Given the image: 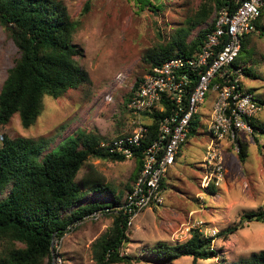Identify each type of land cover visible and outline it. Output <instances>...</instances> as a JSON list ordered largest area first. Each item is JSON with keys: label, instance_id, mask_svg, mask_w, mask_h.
<instances>
[{"label": "rangeland", "instance_id": "1", "mask_svg": "<svg viewBox=\"0 0 264 264\" xmlns=\"http://www.w3.org/2000/svg\"><path fill=\"white\" fill-rule=\"evenodd\" d=\"M60 1L71 18L79 21L72 42L82 51L76 60L89 80L69 89L62 97L45 95L43 110L31 126L23 127L14 114L0 131L9 137L44 139L48 142L45 151L79 129L94 131L105 141L128 132L132 126L125 99L135 80L150 66L143 61L144 55L165 43L175 30L191 29L189 20L203 0H151L157 8L152 5L140 8L136 0ZM216 12L190 30L187 41L204 29ZM260 24L264 30V14ZM251 39L236 61L257 75V78L244 75L242 84L264 101V31L257 30ZM16 56V47L0 27V89ZM209 111L208 102L198 108L196 123L164 178L163 203L145 207L127 225L128 240L122 252L136 257L130 264H157L150 256L152 246L159 241L182 243L192 229L213 236L212 246L217 251L216 257L198 260L197 264L234 262L264 250V222H250L227 238L215 236L237 223L243 214L264 208V104L254 117L256 129L251 134L241 133V142L246 144L244 161L232 148L224 151L225 177L213 193L200 185L203 158L212 139L208 132ZM90 162L113 190H122L124 198L125 185L131 184L130 176L135 171L133 161L91 158ZM85 172L83 167L76 180ZM94 201L106 203L108 199L90 193L82 203ZM111 223L112 217L102 214L97 220L70 224L59 240L54 238L51 264H96L92 244ZM167 264L193 262L190 256H183Z\"/></svg>", "mask_w": 264, "mask_h": 264}, {"label": "trees", "instance_id": "2", "mask_svg": "<svg viewBox=\"0 0 264 264\" xmlns=\"http://www.w3.org/2000/svg\"><path fill=\"white\" fill-rule=\"evenodd\" d=\"M136 1L140 8L149 5L157 8L151 0ZM224 6L235 8L229 0H203L189 20L191 29L175 30L165 43L147 52L143 61L154 65L170 57L193 55L212 26L199 30L187 41L189 31L205 23ZM263 14L264 6L255 21V31L243 36L239 55L245 53L253 33L264 31L260 24ZM0 27L17 49V56L0 89V131L14 114L18 115L23 127H29L41 114L45 95L62 97L69 89L89 80L86 70L76 60L82 51L72 42L79 21L71 18L60 0H0ZM232 65L239 64L235 60ZM242 69L245 76L257 78L248 67L243 65ZM139 80L138 77L127 94V103ZM257 99L264 104L262 99ZM163 114L154 111L145 115L148 132L131 159L135 171L130 176L131 184L125 185V194L140 176L144 151L156 137L158 121ZM195 123L194 117L190 131ZM250 123L256 129L254 119ZM102 142L106 141L98 133L79 129L45 151L48 142L44 139L9 137L0 132V264H51L52 239L59 240L70 224L83 221L86 215L104 208L109 209L104 214L112 217V223L92 244L95 263L130 264L136 258L122 252L128 240L127 219L122 210L117 209L124 202L122 190H113L96 165L90 162L91 158L111 162L126 159L109 153L101 146ZM238 154L244 161L246 144L241 141ZM83 167L86 172L77 181ZM160 185L163 187L164 179ZM214 190L212 186L208 188L211 193ZM90 193L104 196L108 201L82 203ZM254 221L264 222V208L243 214L237 223L215 236L227 238ZM212 240L213 236L192 229L189 238L182 243L157 242L150 256L157 264H167L183 256H190L193 264H197L198 260L216 257ZM224 264H264V250Z\"/></svg>", "mask_w": 264, "mask_h": 264}, {"label": "built area", "instance_id": "3", "mask_svg": "<svg viewBox=\"0 0 264 264\" xmlns=\"http://www.w3.org/2000/svg\"><path fill=\"white\" fill-rule=\"evenodd\" d=\"M229 2L235 8L224 6L217 10L198 51L148 67L127 103L132 128L101 143L109 153L131 160L148 132L145 115L164 113L158 121L156 137L144 151L140 176L117 207L127 225L145 207L163 203L160 182L175 164L202 104L210 105L208 132L212 138L206 147L200 181L206 191L211 186L219 187L225 177L224 151L232 148L239 152L241 133L251 134L253 130L250 121L263 104L243 86L242 66L232 63L239 55L243 36L255 31L264 0ZM104 211L109 209L94 211L84 220H97Z\"/></svg>", "mask_w": 264, "mask_h": 264}, {"label": "water", "instance_id": "4", "mask_svg": "<svg viewBox=\"0 0 264 264\" xmlns=\"http://www.w3.org/2000/svg\"><path fill=\"white\" fill-rule=\"evenodd\" d=\"M53 244H54V239H52V242H51V259H54V254H53Z\"/></svg>", "mask_w": 264, "mask_h": 264}, {"label": "crops", "instance_id": "5", "mask_svg": "<svg viewBox=\"0 0 264 264\" xmlns=\"http://www.w3.org/2000/svg\"><path fill=\"white\" fill-rule=\"evenodd\" d=\"M179 154H180V151H179ZM179 154H178V156H179ZM178 156H177V158H176V160L178 159ZM169 171V170H168ZM167 174V173H166ZM166 176V175H165ZM165 178V177H164Z\"/></svg>", "mask_w": 264, "mask_h": 264}]
</instances>
